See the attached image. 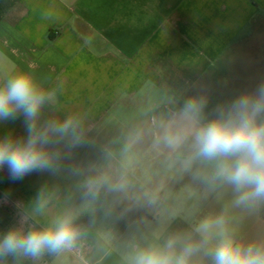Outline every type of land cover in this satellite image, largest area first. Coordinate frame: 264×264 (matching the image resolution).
Here are the masks:
<instances>
[{"label":"crops","instance_id":"1","mask_svg":"<svg viewBox=\"0 0 264 264\" xmlns=\"http://www.w3.org/2000/svg\"><path fill=\"white\" fill-rule=\"evenodd\" d=\"M257 68L264 0H0V83L28 72L50 94L37 127L71 119L76 133L51 134V170L14 180L0 168V238L66 213L80 232L71 249L0 256V264H131L170 239L179 251L187 243L177 222L191 230L192 219L213 216H184L187 204L162 192L177 188L162 170L152 181L142 159L152 148L159 158L194 156L195 132L218 111L213 96L226 108ZM193 98L205 101L195 116L185 113ZM5 136L26 138L23 117L0 121ZM190 264H199L197 252Z\"/></svg>","mask_w":264,"mask_h":264},{"label":"clouds","instance_id":"2","mask_svg":"<svg viewBox=\"0 0 264 264\" xmlns=\"http://www.w3.org/2000/svg\"><path fill=\"white\" fill-rule=\"evenodd\" d=\"M50 94L42 90L25 71L16 72L0 83V121H15L23 117L26 138L0 139V168L7 167L12 179L18 180L37 171L51 170L56 155L46 146L51 134L76 138L71 119L63 123H49L37 127L42 106ZM202 99H190L185 105L186 114H198L204 107ZM196 158L214 165L213 179L234 187L239 193L237 203L264 201V83L254 91L237 96L226 108H221L215 119L200 127L194 136ZM45 201L41 193L37 211ZM74 216L66 213L57 217L48 227L11 229L0 238V256L14 255L39 258L45 252L60 253L71 249L80 232ZM222 221H205L197 231L207 242L213 224ZM215 247L209 252L212 264H264V245L238 244L221 231ZM176 241L170 239L163 246H149L137 251L131 264H190V258L200 245L186 244L177 251Z\"/></svg>","mask_w":264,"mask_h":264},{"label":"rangeland","instance_id":"3","mask_svg":"<svg viewBox=\"0 0 264 264\" xmlns=\"http://www.w3.org/2000/svg\"><path fill=\"white\" fill-rule=\"evenodd\" d=\"M247 65L249 66L250 63L247 62ZM252 72L250 73L252 74ZM254 74L255 78L252 79V83L249 82L248 78L247 82L250 83L246 85L248 92L254 91L261 83H264V70L257 68ZM212 100L218 106V111L207 112L206 118L209 122L215 119L219 110L223 108L222 104L219 103L218 95H214ZM114 144H110L113 153L117 151V147H113ZM142 162L149 168L152 181L154 171L162 170L163 174L161 173L160 176H164L168 184H172L177 188L176 191H171L175 195H169V189L162 190V192L166 199H178L187 204L179 207L184 212V216L189 217L190 214L198 212L202 216H213V218L206 221H222L220 225L213 224L210 229L211 236L207 242L204 241L202 233L197 231L205 220L192 221V219L189 222L191 230L184 227L186 223H182L187 219L183 218V221L177 222L179 228L182 225L180 232L184 242L190 244V242L195 241L196 244L200 245L199 251H197L199 264H207L210 260L212 261L209 252L218 243L221 231L227 233L243 246L249 244L264 245V203H262L264 201L258 202L257 205L256 202L238 204L239 193L236 192L234 187L213 179V163L202 161L196 158L195 155L192 157L180 156L174 160L159 158L153 148L145 156V159H142ZM201 186L204 188L202 191L195 189ZM192 230L198 232L197 239L194 234H190ZM212 234H214V237Z\"/></svg>","mask_w":264,"mask_h":264}]
</instances>
